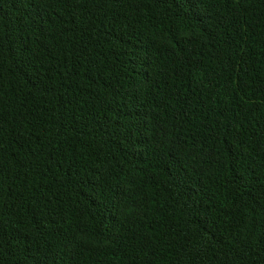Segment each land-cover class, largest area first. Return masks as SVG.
Masks as SVG:
<instances>
[{"label":"trees","instance_id":"1","mask_svg":"<svg viewBox=\"0 0 264 264\" xmlns=\"http://www.w3.org/2000/svg\"><path fill=\"white\" fill-rule=\"evenodd\" d=\"M0 264H264V0H0Z\"/></svg>","mask_w":264,"mask_h":264}]
</instances>
